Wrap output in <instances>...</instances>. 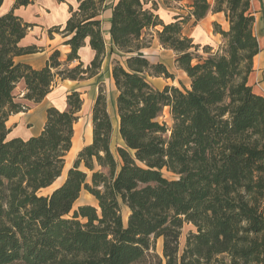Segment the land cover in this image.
<instances>
[{
	"label": "trees",
	"instance_id": "16d2710c",
	"mask_svg": "<svg viewBox=\"0 0 264 264\" xmlns=\"http://www.w3.org/2000/svg\"><path fill=\"white\" fill-rule=\"evenodd\" d=\"M189 1L190 13L169 22L159 17L154 0L112 5V48L126 54L125 65L113 59L110 69L122 144L111 150L113 125L99 85L91 141L65 171L81 92L67 93L63 109L48 107L38 135L10 138L6 121L28 108L16 98L20 83L22 98L39 103L57 80L99 72L105 0L68 4L63 27L48 33L69 36L64 44L70 50L63 61L59 50L52 51L38 69L14 60L38 51L21 43L35 24L14 13L33 0H15L0 13V264H264V94L248 83L260 51L251 0ZM209 11L222 12L228 29L212 24L223 44L213 52L205 45L208 54L201 57L182 30L191 17L198 21ZM156 27L188 87L158 89L147 80L146 73L174 78L163 63L138 52L144 31ZM86 38L94 56L84 64L79 49ZM165 108L170 125L159 121ZM62 174L56 187L40 193ZM82 191L96 205L73 209ZM184 224L191 229L180 250ZM158 238L161 256L152 251Z\"/></svg>",
	"mask_w": 264,
	"mask_h": 264
},
{
	"label": "crops",
	"instance_id": "0c3cea01",
	"mask_svg": "<svg viewBox=\"0 0 264 264\" xmlns=\"http://www.w3.org/2000/svg\"><path fill=\"white\" fill-rule=\"evenodd\" d=\"M14 1L15 0H4L3 4L0 7V13H5L6 11H8L12 7ZM115 1L116 0H105L104 2L105 6L100 15L101 31L105 41L106 51L112 48L109 28H110L111 7L115 3ZM154 1L156 2V6H157L156 12L164 22L172 21L174 19V16L177 14L186 16L191 11V7L189 6L190 3L189 0H171V1L154 0ZM68 4L72 5V2L69 3L61 2L60 7H57L54 10L46 9L48 13L46 10L43 11V9L39 7V4H36V1H33V4H30L26 7H19L17 9H14L15 14L21 16L24 20L35 24L28 31L27 35L21 40V43L23 45L35 44L38 48V51L34 53L16 56L14 58L15 61L27 63L36 69L42 68L46 64L49 55L52 53V51L56 49L59 50L61 53L60 56L61 61H63L66 58V54L69 52L70 48L68 45L64 44V41L68 39L69 36H64L62 33L54 32V31L51 32V34H49L48 29L54 25L63 26L65 24V21L69 15ZM29 9L32 11L34 10V12L36 10V12L34 13L36 17L30 12L28 15L31 14V17L27 18L21 12V11L27 12ZM214 22L220 24L221 26L222 22H226L224 14L222 12L209 11L204 18L198 21H194V18L191 17L184 24L182 32L184 35L191 37L195 44L208 45L210 44L209 43L210 40H215L216 43L214 44H217L221 36L220 34L214 32L212 27V24ZM158 29L159 27H156L154 29H149V31L151 32L155 31L156 33V30ZM257 38H258L260 51L254 57L253 71L250 73L248 77V83L253 86V89H254V85H253V81L251 82V78L253 77V74L256 72H258L259 74L261 80L260 83L264 85V80L261 75L262 72L264 73V36ZM79 56H80V60L84 64L88 63L93 58L94 51H92V49L89 46L88 38L84 40V45L79 49ZM105 62H106V58L104 57L99 72L93 77H97L101 73V70L103 71ZM75 63L76 61L72 62L71 64L74 65ZM107 67L109 68L108 81L113 85L112 101L109 100V95H107L106 93L107 107L110 117H111V113H113V117H114L112 119L113 126L115 124L116 126H118V116L116 114V109H115V98L117 93L115 86L113 84V80L111 78V71H110L111 64H108ZM93 77L85 80H69V79L57 80L56 84L51 89V91L39 103H32L28 100H24L23 98H21L22 102L26 104L28 108L24 111L12 114L8 117L6 121V126L10 128L8 137L10 138L20 137L22 139H26L30 136L38 135L45 123L46 109L51 106H54L58 109H63L65 107L66 94L73 90L79 91L78 85L85 81H89ZM23 88H24L23 83H20L16 90L17 94L23 96L24 93ZM97 92L98 89H96L95 92L93 93L92 101H94ZM76 123L77 121L74 123L73 126L74 132L72 136V145L69 152L76 151L77 153L84 145L90 143L91 141V121L88 124V129H87L88 135L86 137L87 139L86 143L82 144L81 146L80 144H78L75 138V133H76L75 130L77 128Z\"/></svg>",
	"mask_w": 264,
	"mask_h": 264
},
{
	"label": "rangeland",
	"instance_id": "374dc122",
	"mask_svg": "<svg viewBox=\"0 0 264 264\" xmlns=\"http://www.w3.org/2000/svg\"><path fill=\"white\" fill-rule=\"evenodd\" d=\"M36 1V4H39V7L45 11L46 9H52L54 10L57 7H60L61 2H58L57 0H33ZM171 1V0H168ZM65 3L72 2V6L75 7L76 3L74 0H64ZM63 3V2H62ZM251 10L254 12L255 15V24H254V33L257 37L264 36V0H251ZM47 11V10H46ZM25 17H31V14L28 15L30 12L34 15V10H28L27 12L21 11ZM44 13V12H43ZM48 13V11H47ZM48 15V14H47ZM35 16V15H34ZM36 17V16H35ZM63 27V26H62ZM213 27V25H212ZM221 27H223L224 30L228 29V23L227 22H222ZM51 28V27H50ZM49 28V29H50ZM214 30V27H213ZM156 33L151 32L149 30H145L141 39V43L144 45L141 49L138 50L139 53L144 55L150 62H161L165 65V67L168 69L170 73L173 74L174 78L173 79H165L162 76L159 77H154L150 76L146 73L147 80L156 88L162 89L164 85L169 84V85H175L179 88L182 87H188L189 85V79L187 78L186 74L182 69H180L177 66V63L175 61V53L168 48L163 47L158 39H156ZM219 39V38H218ZM210 51L213 52L216 49H219L221 45L223 44V40L220 38L219 42L217 44L215 40H210ZM198 45V44H197ZM205 45H198V49L196 50V53H198L201 57H205L208 53L206 52L207 49H204ZM104 57L106 58L105 66L103 71L101 70V73L97 77H93L89 81H85L81 84L78 85L79 91L81 92V97L83 99V105L81 110L78 112V119L76 123V130H75V138L80 144L86 143V137H87V129H88V124L90 123V117H91V106L93 104L92 101V95L95 92L96 89H98L99 85H102L103 88L105 89V92L107 95H109V100L112 101V92H113V85L108 81V70L109 68L107 67L108 64L112 63L113 59H116L119 61L122 65H125V57L126 54L119 52L115 50L114 48H110L108 51H106ZM110 61V62H109ZM262 78L264 80V73H261ZM262 80V81H263ZM253 81L254 89L255 91H258L259 93L264 94V85L260 80L258 72L253 74V77L251 78V82ZM115 91V90H114ZM17 100L22 102V96L20 94H17ZM62 98V97H60ZM108 109V107H107ZM110 110V109H109ZM113 113H111V121L113 119ZM159 121H164L166 122L167 125L171 124V120L167 111V108L164 109L162 112L161 116L159 117ZM113 125V123H112ZM122 141L118 135L117 132V126L116 124L113 126V131L111 135V150L114 152L115 148L118 145H121ZM77 153L75 152H69L67 156L65 157V168L68 169L74 158L76 157ZM163 175L167 178H173L174 175L170 172H167L166 170H163ZM64 173V172H63ZM64 174L60 178H58L52 186L46 189H42L40 191L41 194H46L48 193L51 189L56 187L61 179L63 178ZM84 204H89V205H96L95 199L93 196H91L89 193L82 191L81 194L79 195L78 199L73 205V209H76L79 205H84ZM128 215V210L126 208L122 209V216L124 221H126ZM191 229V226L188 224H184L181 233H180V238H179V249L181 250L184 241H185V236L187 232ZM152 251L157 253L159 256L162 255V239L158 238L155 240Z\"/></svg>",
	"mask_w": 264,
	"mask_h": 264
}]
</instances>
